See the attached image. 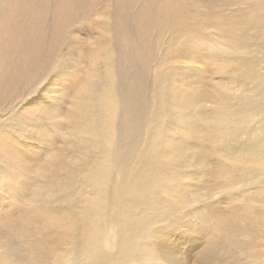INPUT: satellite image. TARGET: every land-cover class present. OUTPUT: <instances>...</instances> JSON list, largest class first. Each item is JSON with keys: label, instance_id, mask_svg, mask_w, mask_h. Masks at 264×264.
Listing matches in <instances>:
<instances>
[{"label": "rangeland", "instance_id": "374dc122", "mask_svg": "<svg viewBox=\"0 0 264 264\" xmlns=\"http://www.w3.org/2000/svg\"><path fill=\"white\" fill-rule=\"evenodd\" d=\"M0 28L34 46L21 81L0 62V264H90L96 224L103 264H264V223L241 212L264 209V0H78L64 17L0 0Z\"/></svg>", "mask_w": 264, "mask_h": 264}, {"label": "bare ground", "instance_id": "6f19581e", "mask_svg": "<svg viewBox=\"0 0 264 264\" xmlns=\"http://www.w3.org/2000/svg\"><path fill=\"white\" fill-rule=\"evenodd\" d=\"M77 6H78V0H59V11H60V14L62 17L67 16L72 11L76 10ZM179 13L180 12L178 9H175V10L171 11L170 13L166 12L165 13L166 15L162 18V21L165 23L171 21L174 26H177L179 24V20H180ZM140 18L139 19L142 20L144 17L140 16ZM9 30H11V29H9ZM9 30L8 29L6 30L5 28H0V62L4 63V62H8V61L10 62L11 60H13V64L11 63L12 65H11V67L10 66L9 67L15 72L14 75H16V77L18 79H20V81H21V79L24 77V75L29 70L28 59H27L26 53L33 50L32 47H34V46H33L32 40L28 39V37H24V36L22 37L20 35V33L18 32L19 30L15 31V28H14V31H9ZM27 35H29V34H27ZM56 39H58V38H56ZM5 42L8 44V46H6L4 44ZM14 46H15V48H13ZM28 58H30V57H28ZM33 58L35 59V56ZM9 72H11V71H9ZM7 78H8L7 73L4 71H0V85L1 86L7 85V83L5 81H2V80H7ZM11 80L12 79L8 80L7 82H11ZM17 82H19V81H17ZM17 82H15V83H17ZM94 98H95L94 100L97 101V102L95 101L96 111H97V114L99 116L100 121L103 123V128H102V131L97 134L100 137L99 141L98 142L92 141V142L94 144H97V145H102L104 139L107 138L113 130L112 122H113V119L115 116L116 97L114 95H112L111 92L107 88L105 89V87H104L103 89H101L100 91H97L94 94ZM5 126H6V124H5ZM114 142H116V140H112L110 142V147L114 146ZM253 152H254V155H257V156H260L263 158L264 157V142H262V145L260 143L255 148H253ZM114 157H115V155L113 156V153L110 150L107 151L105 153V156H104L105 161H103L101 163V168H104V170L110 169V167L116 162ZM15 161H17V160H15ZM37 162H39V161H37ZM10 167H11V165H10ZM10 167H9V169H10ZM13 173H14V171H13ZM13 177H15V176H13ZM22 177H23V175H22ZM17 180H18V178H17ZM24 181H26V180H24ZM140 186L141 185H139L138 188ZM140 189H141V187H140ZM101 193H102L101 190L97 189L96 195H100ZM241 207H242V205H241ZM253 211H255V214L258 216V220H261L264 223V209L263 210H257V208L249 207L248 209L241 211V212H242V215L244 214V217H245V215L247 216L248 214H252ZM14 218L15 217H13V215L11 216V214H7V213L0 215L1 220H8L10 222H15ZM230 221H232V220L230 219ZM228 226L229 225H226V226L224 225L223 227H224V229H226ZM115 227H117V226H115ZM133 228H134V224H125L121 228V232H120L121 234H119L117 232L116 236L120 237L122 239V241H124V243H125L126 242L125 241L126 236L130 235L132 233L131 231ZM94 229L95 230L91 235L90 243L86 248V252L81 253V257H83L84 260H86V261H88V258H89L91 261L90 264H97L98 262H99V264H103V261L105 258H103L99 261L96 254L101 252L102 243H104V241L109 239V238L107 237V234H106L107 232L104 229L103 224H100V225L96 224L94 226ZM239 245L240 244L236 242L234 246L237 247ZM109 256L110 255H108V257H107L108 260H106L105 264H118L119 259H116L113 256H110V258H109ZM66 263H69V262H66Z\"/></svg>", "mask_w": 264, "mask_h": 264}]
</instances>
